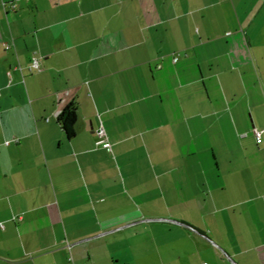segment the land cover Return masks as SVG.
<instances>
[{
    "label": "crops",
    "instance_id": "0c3cea01",
    "mask_svg": "<svg viewBox=\"0 0 264 264\" xmlns=\"http://www.w3.org/2000/svg\"><path fill=\"white\" fill-rule=\"evenodd\" d=\"M254 128L264 0H0V264H140L162 229L198 264H264Z\"/></svg>",
    "mask_w": 264,
    "mask_h": 264
},
{
    "label": "rangeland",
    "instance_id": "374dc122",
    "mask_svg": "<svg viewBox=\"0 0 264 264\" xmlns=\"http://www.w3.org/2000/svg\"><path fill=\"white\" fill-rule=\"evenodd\" d=\"M248 120L251 122L250 111L247 110ZM252 125V122L250 123ZM253 140L255 141L254 137ZM248 137L247 140H244L246 143V149L240 152L239 163L241 165V181L245 186L249 188L250 193H262L263 190L253 189L255 181L257 180L260 183V167H250V161L252 164H255L256 156L254 151V142ZM164 184V182H163ZM246 187L243 186L242 193H247L244 191ZM163 193H168L167 190ZM159 241L161 243L160 251L150 252V242L146 244V256L140 262V264H198L194 257H188L187 251L188 247L186 243L189 242L188 236L184 235V232L176 231L169 232L159 231ZM147 238L149 239V233L147 232ZM176 251H182V255L178 254ZM195 259V260H193Z\"/></svg>",
    "mask_w": 264,
    "mask_h": 264
},
{
    "label": "built area",
    "instance_id": "2783aa9c",
    "mask_svg": "<svg viewBox=\"0 0 264 264\" xmlns=\"http://www.w3.org/2000/svg\"><path fill=\"white\" fill-rule=\"evenodd\" d=\"M180 53H177L174 56V61H177L179 59ZM41 69V61L38 57H33L29 66L30 71H38ZM253 133L255 135L256 141L258 143L262 142V136L264 133V130H259L257 128L253 129ZM96 134L98 137V140L96 142L97 145L102 146L104 148H107L108 150L112 149L111 142L109 141L106 129L103 125V123H100L99 127L96 129Z\"/></svg>",
    "mask_w": 264,
    "mask_h": 264
},
{
    "label": "trees",
    "instance_id": "16d2710c",
    "mask_svg": "<svg viewBox=\"0 0 264 264\" xmlns=\"http://www.w3.org/2000/svg\"><path fill=\"white\" fill-rule=\"evenodd\" d=\"M76 112V103L72 102L65 108V110L59 116V123L62 125V128L68 137H72L75 134V130L73 128V121L76 117Z\"/></svg>",
    "mask_w": 264,
    "mask_h": 264
}]
</instances>
